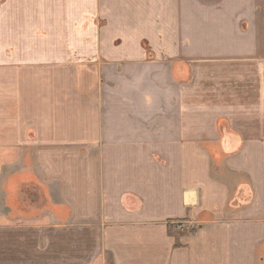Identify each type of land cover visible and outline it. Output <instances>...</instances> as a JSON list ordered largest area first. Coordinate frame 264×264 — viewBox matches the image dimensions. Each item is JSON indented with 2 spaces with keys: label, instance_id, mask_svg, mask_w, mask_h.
Returning <instances> with one entry per match:
<instances>
[{
  "label": "crops",
  "instance_id": "0c3cea01",
  "mask_svg": "<svg viewBox=\"0 0 264 264\" xmlns=\"http://www.w3.org/2000/svg\"><path fill=\"white\" fill-rule=\"evenodd\" d=\"M263 24L264 0H0V264H264Z\"/></svg>",
  "mask_w": 264,
  "mask_h": 264
},
{
  "label": "rangeland",
  "instance_id": "374dc122",
  "mask_svg": "<svg viewBox=\"0 0 264 264\" xmlns=\"http://www.w3.org/2000/svg\"><path fill=\"white\" fill-rule=\"evenodd\" d=\"M206 1H214V0H206ZM218 1H224V0H218ZM259 24H260V22H259ZM264 25V24H263ZM244 28H247V27H244ZM259 62V64H260V66L262 65V61H258ZM253 67L255 66V64L254 65H252ZM210 77V75H209V73H201L197 78H196V81H194L195 83H200V81L202 82V83H204V81H206L207 82V79ZM262 86H264V81H263V85ZM190 90H192V89H190ZM202 91V98H204L205 100H207L208 99V96H207V90L206 89H202L201 90ZM251 140V139H250ZM194 230V228H190V229H188V230H186V232L185 233H187V232H192Z\"/></svg>",
  "mask_w": 264,
  "mask_h": 264
}]
</instances>
